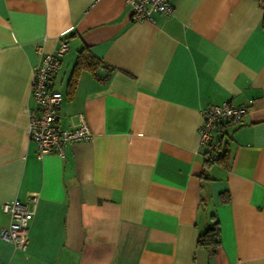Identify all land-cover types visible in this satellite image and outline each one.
I'll return each instance as SVG.
<instances>
[{
	"label": "crops",
	"instance_id": "obj_1",
	"mask_svg": "<svg viewBox=\"0 0 264 264\" xmlns=\"http://www.w3.org/2000/svg\"><path fill=\"white\" fill-rule=\"evenodd\" d=\"M170 2L171 16L134 21L125 0H0V205L39 194L26 247L0 238V263L264 264V11L258 0ZM61 42L56 126L82 115L92 138L38 158L33 72ZM82 48L110 69L96 70L102 80L82 70L69 94ZM224 103L245 107L242 121L200 144L202 110ZM222 136L228 167L203 178ZM212 214L215 255L196 247Z\"/></svg>",
	"mask_w": 264,
	"mask_h": 264
},
{
	"label": "built area",
	"instance_id": "obj_2",
	"mask_svg": "<svg viewBox=\"0 0 264 264\" xmlns=\"http://www.w3.org/2000/svg\"><path fill=\"white\" fill-rule=\"evenodd\" d=\"M125 3L134 21L151 20V16L155 13L167 16L173 13L170 0H125ZM67 49L68 45L61 42L53 53L44 54L40 51L38 62L34 67L31 96L36 108L26 111L27 135L36 145L38 158L49 153L62 157L65 145L90 141L92 138V133L82 115H79V124L74 129H60L56 126L62 95L51 88V82ZM245 113V107L231 103L209 105L202 110V122L198 129L200 144H210L221 124L239 123ZM38 198L39 194L32 192L24 200L12 199L0 205L1 212L8 216V225L0 230V238L11 244L14 249L23 250L26 247L28 225Z\"/></svg>",
	"mask_w": 264,
	"mask_h": 264
},
{
	"label": "trees",
	"instance_id": "obj_3",
	"mask_svg": "<svg viewBox=\"0 0 264 264\" xmlns=\"http://www.w3.org/2000/svg\"><path fill=\"white\" fill-rule=\"evenodd\" d=\"M258 5L262 11H264V0H258ZM261 27L264 29V16H262ZM110 69L102 60L95 57L87 48H82L77 55L76 62L74 64L71 77L69 79V94L72 93L77 77L82 70H86L92 74V76L102 80L98 77L96 70L98 68ZM206 157L203 160V172L201 176L207 178V169L213 164L217 163L220 166L228 167L230 162V152L227 147V140H224L223 136L217 140V142L211 145L210 150L205 152ZM220 201L226 203L229 201V194L224 193L220 195ZM210 221L206 225V228L198 234L196 240V247L204 250L209 255H215L218 248L221 245L220 239V225L219 220L215 214L210 215Z\"/></svg>",
	"mask_w": 264,
	"mask_h": 264
}]
</instances>
